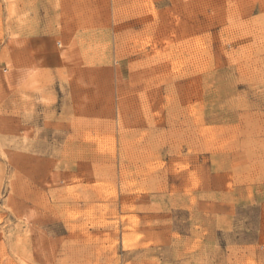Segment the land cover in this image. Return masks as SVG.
Returning <instances> with one entry per match:
<instances>
[{"label":"rangeland","instance_id":"1","mask_svg":"<svg viewBox=\"0 0 264 264\" xmlns=\"http://www.w3.org/2000/svg\"><path fill=\"white\" fill-rule=\"evenodd\" d=\"M0 264H264V0H0Z\"/></svg>","mask_w":264,"mask_h":264}]
</instances>
